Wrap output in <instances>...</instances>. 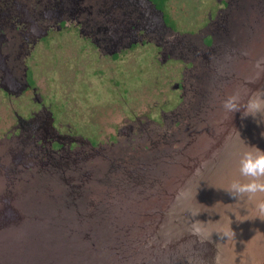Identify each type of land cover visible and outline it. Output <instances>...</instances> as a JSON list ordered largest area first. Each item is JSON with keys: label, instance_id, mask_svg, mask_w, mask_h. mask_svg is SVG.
Masks as SVG:
<instances>
[{"label": "water", "instance_id": "water-1", "mask_svg": "<svg viewBox=\"0 0 264 264\" xmlns=\"http://www.w3.org/2000/svg\"><path fill=\"white\" fill-rule=\"evenodd\" d=\"M226 2L203 30L212 44L200 41L196 71L204 70L193 75L200 86L169 113V128L136 149L67 154L58 166L72 186L61 177L25 178L28 191L16 198L25 214L8 207L16 221L0 229V264H107L111 256L110 264H264V215L256 206L264 194L249 200L227 193L247 145L264 150V115L242 118L222 107L229 96L243 103L264 88V63L256 66L264 58V0ZM213 26L224 34L215 27L214 38ZM177 36L185 44L187 35ZM33 159L37 167L52 163L49 153ZM46 180L58 182L47 188L50 196L31 185ZM38 201L44 211L34 208ZM196 221L200 237L192 234ZM34 222L43 231L35 248L13 253L5 234Z\"/></svg>", "mask_w": 264, "mask_h": 264}, {"label": "flooded vegetation", "instance_id": "flooded-vegetation-1", "mask_svg": "<svg viewBox=\"0 0 264 264\" xmlns=\"http://www.w3.org/2000/svg\"><path fill=\"white\" fill-rule=\"evenodd\" d=\"M218 1L226 8V0ZM168 2L162 0L165 6ZM216 13L213 17L219 14ZM213 17H208L206 24L196 32L184 34L194 38L183 44L181 40L169 39L176 32H172L163 11L152 0H0V171L4 173L0 184L6 189L9 185L27 182L24 176H10L9 172L17 173L19 166L31 165L30 139L32 144L39 142V150L45 149L47 153L68 148L74 150L73 153H91L90 157H94L92 152L95 151L104 156L103 152L114 147L113 141L120 139L126 140L122 147L135 149L141 138L134 139L136 143L131 145L132 137L146 129L139 119V127L128 119L119 120L117 131L99 141L92 132H85L92 130V120L97 117L94 104L104 98L114 102L118 97L122 107L125 106L128 86L140 87V67L135 58L137 51L146 45L154 46L155 54L164 57L161 65L176 61L171 58L175 52L197 57L201 52L200 41L210 48L212 37L203 38L207 33L201 32L213 22ZM215 27L210 30L214 38ZM183 63L192 67L191 63L180 60L177 65L180 76L168 85V94L175 102L165 94L161 95V101L152 104L153 108L160 104L158 119L188 97L184 75L190 67ZM128 65L133 66L132 71L127 69ZM35 70L43 74L38 81L33 78ZM44 72L46 82H50L54 90L62 91L55 94L61 98L57 103L50 100L52 96H44ZM104 75L113 88L112 98L103 92L102 85H94L92 80L96 76L102 81ZM68 77L69 87H73L71 100L66 89ZM133 78L134 83H131ZM204 80L202 77L201 82ZM194 91L199 94V90ZM14 100L18 101L20 109H25L24 115L15 111ZM30 105L32 108L28 110ZM147 111L139 118H146L150 114V110ZM61 116H68L71 121L64 126L58 122ZM149 117L154 121L147 119L144 124H161L152 114ZM134 118L137 120L138 116ZM164 125L169 128V123ZM10 200L11 197L0 196V229L9 221H16L11 212L9 215Z\"/></svg>", "mask_w": 264, "mask_h": 264}, {"label": "rangeland", "instance_id": "rangeland-1", "mask_svg": "<svg viewBox=\"0 0 264 264\" xmlns=\"http://www.w3.org/2000/svg\"><path fill=\"white\" fill-rule=\"evenodd\" d=\"M152 1L157 5L158 8H160L163 11L164 18L169 24V27L172 29V31L179 33L180 35L187 34V32H193V31L196 32L197 29L201 28L202 26L206 24L208 17L210 16L213 17L215 15L216 10L220 8H224V5L222 3H219L218 0H169L167 6L162 4V0H152ZM218 13L219 15L222 16V13L217 12L216 14ZM213 18L216 19V16ZM221 34H224V33L221 31ZM171 35L172 36H170L169 39L179 38L177 34H174V35L171 34ZM197 35H200V34H197ZM185 38H186L185 39L186 41H189L190 38L193 39L194 37L192 36L190 37L189 35H187L185 36ZM193 41L194 40H192V42ZM155 53H156V49L152 45H146L137 51L135 61H136L137 66L140 67V74H139L140 83L138 84L140 87L134 88L133 85L128 86L129 88L127 92L128 96L125 99L126 104L124 107H122L120 100L118 101V97H117V100L114 102H111V101L108 102L104 98L103 100L101 99L100 101L95 103L94 105H96L97 107L95 109L97 117L93 118L92 120V125H93L92 130L91 131L88 130L85 132H88L89 134L90 132H92L93 137H95L99 141L102 138H105L106 136H111L113 133L117 131V122L119 120L123 121V119H125L126 121L128 119L129 121H132L136 127H139L138 125V119H139L143 123L142 126L146 129L142 130L141 132L136 134L134 137H132L133 143L131 145H133L136 143L134 139L135 140L138 138L149 139L148 137L149 135L151 134L156 135V133L158 132L162 133L163 130H166V127L164 124L169 123V119H170L169 113L176 110L178 106L177 108L173 109L170 112H165V114L162 116L164 118L158 119L157 109L160 108V104L158 103L159 106L157 108H153L152 104H154L155 102L161 101L162 99L161 95L166 94L167 97L173 98V96H169L168 94L169 93L168 85L171 82V80L176 81L180 76V72L178 73L177 71L178 70L177 65H179L180 60L183 62H188L192 64V67H190L186 63H183L190 67L188 68L189 70L186 71L184 75L185 94L188 95V93H190L191 91L190 89L198 88L200 86V82L194 81L193 75L195 74L197 76L202 70H204V69H201V70L196 71V67L198 63L203 62V59L198 58V57L195 58L192 54H190V56L186 54L180 55V53L175 52V53H172L171 58L175 59L176 61H170L169 64L167 63V64L161 65V62L163 61L164 57H162L160 54L157 55ZM132 58L133 57H131L130 59L131 61H132ZM127 69L132 71L133 66L129 68V65H128ZM46 75L47 74L44 72L45 84L42 85V86H45L44 96H47L48 98L52 96L50 100H52L54 103H57V101H59L61 98H59L58 95L57 97H55V94L61 93L62 91H59L58 88L54 90L52 84L50 82L49 83L46 82ZM40 76H43V74L39 75L38 70H35L34 76H33L34 80L38 81L37 79H39ZM51 78H53V75H51ZM128 78L129 77H126V81H128ZM69 79L70 78L68 77L66 89L70 93L69 99L71 100L72 99L71 93L73 92V87H69L71 85V82L69 81ZM92 80H94V85L96 84H99V86L102 85L104 88L103 92H105L112 98V93L114 91H113L112 86L109 84L107 76L104 75L102 81L99 80L98 77L93 76ZM41 83L43 84V82ZM131 83H134V78L132 79ZM14 101H15L14 102L15 111L19 110V112L22 115H24L25 109H20L17 105L18 101L16 100ZM165 101L167 102L166 99ZM173 102H175L174 98H173ZM31 108H32V105H30L28 110H30ZM147 110H150L149 115L152 114V117H155V121L160 122L161 124H156V123H151L149 125H147L148 123L144 124L147 121V119L148 121L150 120L154 121L151 117H149V115L146 118H142V119L139 118V115L142 116V115H145L146 112H149ZM135 116H138L137 120H135L134 118ZM70 121L71 120H69L68 116L67 117L61 116L58 118V122L64 126L67 125L68 122ZM173 127H176L175 123L173 124ZM141 139H138V140H141ZM125 141L126 140H123V139L118 140V142L113 141L114 148L121 146V144L122 146H125L123 145ZM30 142H31L29 145L30 153L33 156L34 154L36 155L34 157L35 159H33L34 161H36L38 158H40L44 154L47 155V152L45 149H43L42 150L43 152H41L33 148V146L40 147V145H38L39 142H36V143L34 142V144H32L33 143L32 139H30ZM72 152H74V150L68 149V148H66L63 151H55L54 153L50 152L49 153L50 157H52V163L50 162V165H41L38 167L29 165L27 168H23L22 166H19L20 170L17 173L9 172V174L10 176H16V177L24 176L28 180L33 179L34 177H37V176L43 177V179L50 178L51 176L59 177V178L61 177L63 178L62 180L67 186H72L73 183L70 182V179H69L70 175H67L66 173L64 174L63 172L64 170H60L61 168L58 166V163H61V161L65 159V156L67 154H71ZM32 155L30 157H32ZM60 156L62 157V159H60ZM45 161L42 160L43 163ZM3 177H4V173L1 170L0 178H3ZM56 183L58 182H51L49 180L48 181L46 180L41 183H34L31 185L41 186V189L39 190L41 191L42 189H44L45 193L48 196H50L51 193H49L47 188L56 189L55 187ZM26 185L27 183L16 184L15 186L9 185L5 189V187L3 186V183L0 184V196L11 197V201H10L11 209L13 210V212L20 214V215L25 214V213L23 212L24 210L21 206V199L16 200V198H17V193H19V196H20L21 191L23 192L28 191L27 188H25V187H28ZM54 191L55 193H57L56 190ZM44 197H47V196L43 195V198ZM84 198L86 199V197ZM163 200H165L164 196H163ZM36 207L39 208L41 211H44V209L46 208V204L42 201H38V202H35L34 204V208ZM1 208H2V203L0 201V209ZM141 221H145V219L143 218L141 219ZM41 225L42 224H39L36 222L32 224L25 223V224H22L20 228L14 229L13 232H11V234H8V233L5 234V240L8 243L7 247H9L10 250L14 251L13 253H18L20 251L22 252V250L24 249V246L28 250H29V247L35 248L34 246L35 242H38L39 236L42 235V232H43ZM116 259L117 258L111 256L109 261L107 260L106 263L110 264L112 260L115 261Z\"/></svg>", "mask_w": 264, "mask_h": 264}, {"label": "clouds", "instance_id": "clouds-1", "mask_svg": "<svg viewBox=\"0 0 264 264\" xmlns=\"http://www.w3.org/2000/svg\"><path fill=\"white\" fill-rule=\"evenodd\" d=\"M264 63V58L257 61V67ZM223 110L226 114L240 113L242 118H253L264 115V88H257L250 92L246 102L241 103L238 94L229 96L224 101ZM239 178L234 179L227 193L235 197H247L249 200H254L261 194H264V150L257 146L247 145V150L244 151L239 160ZM257 208L264 215V199L258 200ZM201 221H196L192 224V234L200 237L203 229ZM209 234V242H210ZM219 264V258H217Z\"/></svg>", "mask_w": 264, "mask_h": 264}, {"label": "trees", "instance_id": "trees-1", "mask_svg": "<svg viewBox=\"0 0 264 264\" xmlns=\"http://www.w3.org/2000/svg\"><path fill=\"white\" fill-rule=\"evenodd\" d=\"M177 125V124H176ZM128 149L130 150V147H128ZM136 149V148H135Z\"/></svg>", "mask_w": 264, "mask_h": 264}]
</instances>
